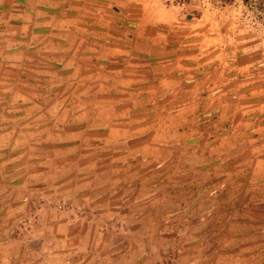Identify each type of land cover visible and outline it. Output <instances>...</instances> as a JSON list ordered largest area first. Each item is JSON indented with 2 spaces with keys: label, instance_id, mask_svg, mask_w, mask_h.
<instances>
[{
  "label": "rangeland",
  "instance_id": "1",
  "mask_svg": "<svg viewBox=\"0 0 264 264\" xmlns=\"http://www.w3.org/2000/svg\"><path fill=\"white\" fill-rule=\"evenodd\" d=\"M77 6L0 0V241L44 208L75 204L104 215L116 239L153 233L156 264L186 246L210 259L264 244V0H161L178 19L156 27L143 83L82 82V68L67 83L61 52L58 69L31 53L20 75L9 57L19 24L33 32L36 13ZM44 242L22 251L50 264Z\"/></svg>",
  "mask_w": 264,
  "mask_h": 264
},
{
  "label": "crops",
  "instance_id": "2",
  "mask_svg": "<svg viewBox=\"0 0 264 264\" xmlns=\"http://www.w3.org/2000/svg\"><path fill=\"white\" fill-rule=\"evenodd\" d=\"M78 1L82 6L77 8H82V13H47L42 20L38 19L39 14L36 13L33 32L27 31L30 24L20 23L17 44L9 47L13 53L9 57H17L18 63L10 65H18L19 73L23 76L28 66L27 59L32 58L30 55L34 52L37 57L49 61L46 63L50 69L53 61L54 68L58 69V53L61 52L65 53L64 66L70 68L67 83L73 82L79 68H82V82L90 80L105 84L111 80L133 84L148 81L147 69L154 67V62L147 53L154 51V31L156 27L175 22L178 16L171 9H163L161 0ZM154 4L158 6L154 7ZM20 16L27 15L22 13ZM77 53H82L80 58L83 61L75 63ZM57 75L56 71L55 77ZM23 82L26 83V80ZM79 138L80 144H85L86 141ZM103 218L102 214L81 215L75 204L44 208L38 219L20 224L19 235H13L11 227L4 231V240L0 241V264H43L41 255H26L22 251L24 243H35L39 237L50 243V264H107L108 252L113 254H109V259L114 262L125 259V264L157 263L153 233L139 237L137 229H131L128 235L116 239L117 232L106 230ZM108 233L111 234L108 236ZM243 240L246 241L245 238ZM247 245L242 242L229 246L226 256L213 255L211 251L210 259L203 258L197 246L193 248L195 250L186 246L175 264H264V244L254 241ZM65 251L66 258L61 259L59 253ZM91 254H97L98 263L95 258L92 263Z\"/></svg>",
  "mask_w": 264,
  "mask_h": 264
}]
</instances>
